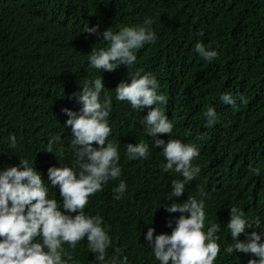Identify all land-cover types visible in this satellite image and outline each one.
<instances>
[{
  "label": "trees",
  "instance_id": "16d2710c",
  "mask_svg": "<svg viewBox=\"0 0 264 264\" xmlns=\"http://www.w3.org/2000/svg\"><path fill=\"white\" fill-rule=\"evenodd\" d=\"M5 1L6 5L0 2V170L28 159L50 184L48 168L74 160L71 129L65 127L61 111L64 101L73 88L75 93L84 85V77L103 75L105 93L113 99L109 140L119 142L121 179L128 188L125 198L117 201L112 189L119 181H110L89 197L85 212L103 217L113 239L109 256L121 249L129 264H159L145 247L144 237L149 227L157 234L171 233L168 221L173 220L174 227L173 218L179 213H168L165 204L171 197V181L183 177L161 170L162 163L156 166L152 154L147 160L126 159V143L147 135L140 121L149 109L133 110L128 102L116 101L114 91L122 79L130 82L128 74L152 71L158 91L167 97L166 104L157 106L173 122V136L200 144L193 164L201 171L177 199L199 198V187L207 193L205 231L211 224L220 226L216 235L221 252L214 264H248L255 258L239 251L230 254L225 248L232 243L227 228L231 207L264 222V0ZM137 13L160 26L161 42L157 39L140 49L130 69L121 64L102 74L93 68L89 52L92 47H107L101 40L103 31L130 25ZM96 25L98 33L87 32ZM4 40L18 45V50L3 56ZM201 41L218 50L217 59L207 62L196 53L195 44ZM222 92L236 97L238 107L224 104ZM208 107H215L220 117L212 128L205 127ZM201 134L207 138L197 141ZM54 136L60 137L55 153L47 152L44 149ZM163 137L168 139L167 134ZM49 196L62 203L58 186L49 185ZM239 239L247 236L242 233ZM64 247L68 249L67 244ZM72 254L79 264H90L95 256L88 252L86 237Z\"/></svg>",
  "mask_w": 264,
  "mask_h": 264
},
{
  "label": "clouds",
  "instance_id": "9594fccd",
  "mask_svg": "<svg viewBox=\"0 0 264 264\" xmlns=\"http://www.w3.org/2000/svg\"><path fill=\"white\" fill-rule=\"evenodd\" d=\"M0 2L7 4L5 0ZM120 27L118 31H112L110 27L105 29L101 40L107 42V47H92L89 52L88 63L102 70V74L114 71L121 64L132 68L140 49L157 39L159 42L162 40L157 32L161 28L152 17L140 19L137 13L130 25ZM87 32L98 33L99 25L88 27ZM17 47L4 40L3 56L5 52H16ZM195 51L207 62L219 56L217 49L206 46L202 41L195 44ZM166 64L164 59L162 65ZM154 75L152 71L138 69L128 74L130 82L122 79L114 90L116 101H126L133 110L141 112L146 107L149 109L140 121L147 135L139 142L126 143V159L147 160L152 154L156 166L162 163V169H159L168 174L172 172L177 178L175 173L183 177L171 181V197L165 204L168 213H179L173 218L174 227L173 220L168 221L171 233L157 234L154 227H149L144 245L150 247L159 264H214L221 252L219 236L216 235L220 226L211 224L205 231L207 193L199 187V198L177 199L201 171L198 165L193 164L200 154V144L186 143L173 136V122L157 106L166 104L167 97L158 91L160 85ZM82 81L84 85L80 84L81 88L75 93L72 89L61 109L64 125L71 129L73 162L49 167L50 184L45 183L41 172L28 159H21L19 165L0 170V264H79L72 252L85 237L88 252L95 254L90 264H129L121 249L108 255L113 239L103 224V217L85 212L89 197L102 192L110 181H119L112 189L113 198L117 201L125 198L128 185L121 179L119 142L109 140L113 99L105 93L107 87L103 75L93 80L84 77ZM220 99L224 104L238 107L236 97L230 93L222 92ZM240 100L243 102L244 97L241 96ZM204 117L207 128L214 127L220 119L215 107H208ZM164 134L168 139L163 137ZM206 138V134L196 137L197 141ZM59 140V136L52 137L44 150L55 153L54 145ZM15 145L16 139L12 136L10 147ZM49 185L59 187L62 203L50 198ZM230 217L227 228L232 243L225 251L230 254L236 251L251 253L255 258L248 264H264V222L258 217L249 219L237 207L230 208ZM249 228L254 230L248 233L246 229ZM257 228L260 231H256ZM242 233L247 240L239 239Z\"/></svg>",
  "mask_w": 264,
  "mask_h": 264
},
{
  "label": "bare ground",
  "instance_id": "6f19581e",
  "mask_svg": "<svg viewBox=\"0 0 264 264\" xmlns=\"http://www.w3.org/2000/svg\"><path fill=\"white\" fill-rule=\"evenodd\" d=\"M160 1V0H159ZM219 7V6H218ZM92 8V7H91ZM168 9V8H167ZM159 11V10H158ZM166 14V13H165ZM184 18V17H183ZM123 23V22H122ZM191 27V26H190ZM197 27V26H196ZM197 36V35H196ZM175 49V48H174ZM61 98V97H60ZM19 100V99H18ZM52 102V101H51ZM59 116V115H58ZM54 134V133H53ZM37 140V139H36ZM68 146V145H67ZM256 193V192H255Z\"/></svg>",
  "mask_w": 264,
  "mask_h": 264
}]
</instances>
